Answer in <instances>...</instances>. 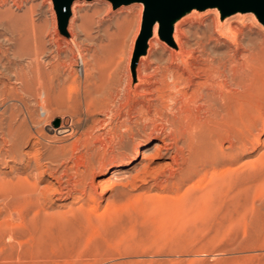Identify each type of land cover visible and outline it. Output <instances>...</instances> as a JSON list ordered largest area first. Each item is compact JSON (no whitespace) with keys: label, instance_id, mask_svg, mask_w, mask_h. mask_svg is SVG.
Masks as SVG:
<instances>
[{"label":"rangeland","instance_id":"obj_1","mask_svg":"<svg viewBox=\"0 0 264 264\" xmlns=\"http://www.w3.org/2000/svg\"><path fill=\"white\" fill-rule=\"evenodd\" d=\"M73 3L74 11L61 27L53 0H0L1 62L12 72L26 70L30 57L37 56L33 65L40 73L30 92L23 93L13 73L10 78L2 73L0 63V89L5 93L0 97V264H264V22L249 10L223 15L214 6L192 7L181 14L185 17L181 27H186L182 39L196 47L195 33L209 36V48L236 54L232 65H243L240 73L255 67L252 83L259 85L260 96V123L243 153L242 161L247 162L244 192L248 190L240 200L244 207L222 197L213 200L218 202L216 208L211 201L197 205L200 210L191 206V211L190 205L180 208L182 200L172 199L170 185L165 184L170 155L150 157L157 152L153 145L161 143L170 130L159 116L138 136L136 149H147L146 158L135 159L136 152L121 157L116 151L101 168L86 174L85 190L75 187L72 157L86 153L97 134L111 126L112 111L104 103L115 95L125 101L127 96L137 99L136 65L148 44L139 49L145 11L141 12L139 2ZM161 40L165 48L155 45L153 58L142 60L143 76L154 70L158 59L173 66L181 62L172 49L177 46L171 33ZM195 55L198 61L202 59L199 51ZM168 77V84H185ZM13 106L18 107L14 128L20 141L9 152L4 132ZM123 161L127 163L123 177H128L124 183L118 184L120 176L105 181ZM133 162H138L136 168L131 167ZM146 166L149 173H145ZM35 180L38 192L32 199L26 189ZM140 193L144 197L136 198ZM148 194L168 195L172 204L169 200L161 203L156 196L155 202L146 199ZM161 204L175 205L163 210ZM238 207L240 212L243 208L240 215L232 211Z\"/></svg>","mask_w":264,"mask_h":264},{"label":"bare ground","instance_id":"obj_2","mask_svg":"<svg viewBox=\"0 0 264 264\" xmlns=\"http://www.w3.org/2000/svg\"><path fill=\"white\" fill-rule=\"evenodd\" d=\"M133 2H139L138 4L140 5L139 7L141 12H143L148 5V2L146 1ZM74 5L72 6L71 4L70 13L74 11ZM165 6L166 3L162 5L160 11L154 18V25L151 30L152 35L150 38L147 37L145 39V42H147L148 44V48L146 49L145 54L140 56L136 65V76L138 82L136 81L137 83L135 84L137 90L135 96L137 97V99L133 101L132 99H130V96H127L128 100L125 101L120 100L117 95H115L113 98L111 97V99H109L108 103H104L105 108L112 111V118L110 121L111 126L109 128H106V130L103 129L104 131H102L101 133L98 132L99 134H97L96 140L93 142V144H91V146L87 148L86 153L76 154L72 157L73 167L75 168L74 176L76 177V179L74 180V185L75 187L84 186L83 189L85 190L87 185L85 182L86 174H93L94 171H96V168H101V166H103L106 161H108L109 157L112 156L116 151L122 154L121 157H130L134 152H136V155L134 157L135 159L138 158V156H144L146 158V156L150 154L147 149H136L139 144L138 136L141 135L142 132L147 130L149 124L154 123V118L159 116L163 118V120L165 119L168 122L167 124H169L170 130L166 134V137L162 138L161 143L156 142L153 145V148H155L157 152L151 153L150 157L154 159L161 157L166 153L170 155L172 161L170 164V168H168L169 171H166L167 173L164 177V180L167 182L165 183L166 185H170L169 192L173 193V197L171 195L172 199H177V201L178 199L182 200L181 202H183V205L180 206V208L182 209L184 205H190V207L196 206L195 208L198 207L199 209L197 208V210H200L201 207L205 205V203L209 202L210 204L211 201V203H213V200L219 198H221L222 200L224 197L226 202L230 200L231 202H238V205L236 204V206H243L244 201L241 202L243 205H240V200L244 198V193L248 191L246 190L244 192V178L246 179L244 167L247 162L244 161V163L242 161L243 153L247 148L248 142L252 139L251 136L254 135V130L260 123V105L258 106V99L260 100V96L258 95L259 89L257 92L258 84L252 83L253 76L255 77V67L253 66V70H250L252 72L254 71L253 73L248 71L243 72V74L242 72L240 73L243 65H232V63L236 61V54H233V52L219 53L216 51V49L209 48V36H203L202 34L197 35V33H195V44L197 46H189L188 39L183 40L181 37V35L185 32L184 29L186 28L181 27L183 22L185 21V17H181V14H179L178 11H175L168 19L169 25L171 27V35L177 46V48L175 49L172 47L171 48L173 50H176L175 52L173 51L175 55L179 54L181 62L176 66L174 65V67L173 63H171L170 61H163V59H158L156 63L157 65L154 70L143 76L141 66L143 64L142 60L149 59L156 54L155 45L160 44L161 46H164V48L166 46L161 40V18ZM214 7L217 12H222L218 4H215ZM237 10L241 11L242 8H237ZM194 11H196V9H192L191 12ZM254 13L256 14V12ZM226 14L227 13H223V15ZM242 25L244 26L245 24ZM233 34L235 35V32ZM234 42L236 41L234 40L233 43ZM216 43H218L217 39ZM196 51L200 52L202 58L199 61L195 55ZM30 58L31 61L29 62L28 66H26L28 67V69L25 70L23 67V69H15V71L13 69V72L10 67L6 66L7 64L4 65L0 60L3 70V72H1L5 75H8V78L11 77L10 73H13L16 81H18V84L20 83V90L23 93H29L31 90V84H34L40 76V73H36V69L33 65V63L37 59V56ZM171 75L175 77L176 80H183L185 84H168L167 77H170ZM195 78H202V80H195ZM1 80L2 77L0 78V83H2ZM254 80L253 82H255ZM3 95H5L4 90L0 89V97H4ZM18 96L21 97V95ZM41 101H43L42 103H44L45 99L42 98ZM24 103L27 104L28 102L25 101ZM110 103L112 104L111 106ZM86 105L87 110H89L90 103L87 102ZM17 108L13 106L9 116V122L6 127V131H3L7 136L5 137V140L8 145V148H6L9 152H12L13 148L17 147L20 141L17 129L14 128L17 122ZM42 108L45 113L48 112L45 104H42ZM166 108L171 109V111H168ZM226 141L228 145L224 146V142ZM146 143L147 142H143L142 144L144 145ZM253 162L251 164H254ZM126 164V161H123L117 163V167L111 170L109 169L111 173L109 172L110 175L105 177V181L112 179V177L120 176L118 177V184H123V180L125 178H128L127 176L123 177V172H125L124 166ZM137 166L138 162H133L131 164L132 168H136ZM80 167H83V169L79 171ZM145 173H149V166H146ZM26 180L29 179L26 178ZM189 181H192L190 182V185L187 184ZM118 184L116 185L119 186ZM74 185L70 186L73 187ZM37 186V181L35 183L33 181V184L30 187H26V191L32 199L37 197ZM246 186L247 185H245V187ZM58 191L62 192L61 190ZM63 191H65V189ZM166 191L168 192V190ZM242 193L244 196L242 195ZM154 196L158 197V201L169 200V202L167 201V203L172 204V202H170V199L166 198L168 197V195L165 194H160L159 196L148 194L146 196V199L153 198L152 201L155 202ZM135 197L141 199L142 197H144V194H136ZM109 200L110 199H108V201ZM152 201L150 200L149 202L153 203ZM145 202H148V200ZM110 203L111 202H108L107 205H109ZM217 203L214 202L212 207L216 208L214 204L216 205ZM168 204L167 207L169 206L171 209L175 205ZM181 204L182 203H178V205ZM161 205L163 206V204ZM207 205L208 204H206V206ZM218 206L219 204L217 205V207ZM233 206L236 207L235 205ZM165 207H162L163 210L167 208ZM169 207L168 210L170 209ZM190 207L188 208L190 209ZM228 210L226 207V211ZM236 210L238 211V215H240L243 208H241V212L239 210V207L238 209L232 211H235L237 213ZM191 211H193V209Z\"/></svg>","mask_w":264,"mask_h":264},{"label":"water","instance_id":"obj_3","mask_svg":"<svg viewBox=\"0 0 264 264\" xmlns=\"http://www.w3.org/2000/svg\"><path fill=\"white\" fill-rule=\"evenodd\" d=\"M58 11L59 22L61 27H64L70 17V6L73 0H53ZM115 5L121 3H129L131 1H146L148 5L144 11L143 33L139 42V49L144 46L145 39L149 36L154 18L160 11L162 5L166 3L162 12L161 18V33L162 37H168L171 33V27L168 19L175 11L182 14L185 10L192 7L203 8L205 6H214L218 4L223 13H231L238 11L237 8H242L241 11L249 10L256 12L257 16L264 22V0H110ZM196 5V6H195Z\"/></svg>","mask_w":264,"mask_h":264}]
</instances>
